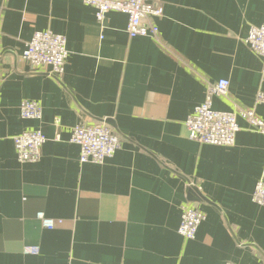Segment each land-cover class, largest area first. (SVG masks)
I'll list each match as a JSON object with an SVG mask.
<instances>
[{"label": "crops", "instance_id": "0c3cea01", "mask_svg": "<svg viewBox=\"0 0 264 264\" xmlns=\"http://www.w3.org/2000/svg\"><path fill=\"white\" fill-rule=\"evenodd\" d=\"M157 1L154 39L130 38L120 12L98 22L81 0H0V264H264V207L251 198L264 180V134L238 117L234 145L215 146L185 126L220 79L229 95L213 97L214 109L264 120V67L244 42L264 24V0ZM47 29L66 38L61 77L22 57ZM24 99L40 103V119L20 117ZM101 121L120 148L81 163L71 130ZM28 129L46 141L37 162L20 163L13 137ZM183 203L205 215L192 240L177 232ZM37 212L62 223L44 228Z\"/></svg>", "mask_w": 264, "mask_h": 264}, {"label": "built area", "instance_id": "2783aa9c", "mask_svg": "<svg viewBox=\"0 0 264 264\" xmlns=\"http://www.w3.org/2000/svg\"><path fill=\"white\" fill-rule=\"evenodd\" d=\"M95 9L98 22H102L110 11L127 15L126 33L130 38L152 37L158 39L159 28L150 21L151 17L163 14L162 6L157 0H81ZM1 11V7H0ZM244 42L261 59L264 67V24L251 26ZM68 51L64 35L52 30H37L25 44L22 57L33 68L47 67L50 74L61 77L65 71ZM229 81L220 79L206 88L205 99L187 116L185 126L190 140L200 144L215 146H233L239 131L237 119L242 118L255 131L264 134V120L251 109L245 110L233 106V110L220 111L212 107V98H227ZM256 103L264 104V92H258ZM20 117L37 120L42 117V107L38 101L24 99L19 104ZM59 118L55 124L59 125ZM46 137L41 129H28L13 137L14 151L20 163L37 162L41 157V148ZM70 141L79 146V161L81 163L101 164L113 157L120 148V138L105 122H78L71 130ZM252 201L264 207V180L259 179L251 195ZM180 223L177 232L186 240L196 237L198 228L205 218L203 212L190 203L180 206ZM36 218L42 227L55 228L62 223L61 219L46 217L43 212H37ZM37 246H24L23 253L37 254ZM224 264H235L226 261Z\"/></svg>", "mask_w": 264, "mask_h": 264}, {"label": "water", "instance_id": "95a60500", "mask_svg": "<svg viewBox=\"0 0 264 264\" xmlns=\"http://www.w3.org/2000/svg\"><path fill=\"white\" fill-rule=\"evenodd\" d=\"M105 123H107V122H105ZM187 192H188V200H190V201H198L199 200L200 194L195 187H189Z\"/></svg>", "mask_w": 264, "mask_h": 264}]
</instances>
